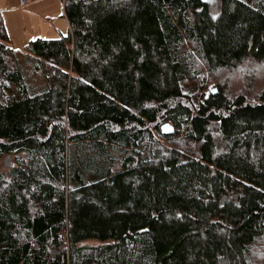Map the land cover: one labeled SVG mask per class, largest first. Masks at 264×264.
<instances>
[{
  "label": "trees",
  "instance_id": "16d2710c",
  "mask_svg": "<svg viewBox=\"0 0 264 264\" xmlns=\"http://www.w3.org/2000/svg\"><path fill=\"white\" fill-rule=\"evenodd\" d=\"M64 13L0 12V264H264V0Z\"/></svg>",
  "mask_w": 264,
  "mask_h": 264
},
{
  "label": "crops",
  "instance_id": "0c3cea01",
  "mask_svg": "<svg viewBox=\"0 0 264 264\" xmlns=\"http://www.w3.org/2000/svg\"><path fill=\"white\" fill-rule=\"evenodd\" d=\"M62 2L64 5V0H62ZM17 4L18 3H15L13 7H10L9 5L6 9L0 8V10H4L6 12L7 20H10L9 23L12 29L16 32H28V30L31 28L33 32V34L31 35V38H33L32 40H34L35 38H44L46 34L52 36V39L66 37L67 35H69L71 29L69 22L65 16L64 8L62 9L64 20H60V13L56 10V7H54L55 4L53 3V0H32V3L26 11L21 12L18 9L21 12V14H19V18L14 15V13H17ZM18 21H20L21 23H25L24 29L23 27H20ZM31 21L32 25L30 24V26L29 22L31 23ZM41 21H45L48 23L50 22L48 25H50L51 28L46 27L47 24H44ZM6 26H8L7 30L9 32L11 40V29L8 23Z\"/></svg>",
  "mask_w": 264,
  "mask_h": 264
},
{
  "label": "rangeland",
  "instance_id": "374dc122",
  "mask_svg": "<svg viewBox=\"0 0 264 264\" xmlns=\"http://www.w3.org/2000/svg\"><path fill=\"white\" fill-rule=\"evenodd\" d=\"M15 3H18V0H0V8L6 9L9 5H10V7H13V5H15ZM53 3L55 4L54 7H56V10L60 13V20H64L63 11H62V9L64 8V5H63L62 0H53ZM217 3H218V1H217ZM0 11L3 14V17H4L6 25L8 23V25H9V27L11 29V33H12L11 45L15 49H24V48H26V46L29 44V42L33 39V38H31V35L33 34L32 29L30 28L28 30V32L24 31V33L23 32L22 33L21 32H16L15 30L12 29V27H11V25L9 23L10 20H7L6 12L4 10H0ZM16 14H18V15H16ZM19 14H21V12L18 10V7H17V13H14V15L19 18ZM41 22H43L44 24H47L46 27L51 28V26L48 25L50 22L49 23L45 22V21H41ZM18 24L20 25L21 28L23 27V29H24V27H25V23L24 22L21 23L20 21H18ZM30 24L32 25V21H31V23L29 22V25ZM45 33H47V32H45ZM43 39H52V36H50L49 34H46ZM19 155H10V154L4 155L0 159V173L9 171L12 167H14L16 165V158ZM92 243H94V242H90L89 244H92Z\"/></svg>",
  "mask_w": 264,
  "mask_h": 264
},
{
  "label": "built area",
  "instance_id": "2783aa9c",
  "mask_svg": "<svg viewBox=\"0 0 264 264\" xmlns=\"http://www.w3.org/2000/svg\"><path fill=\"white\" fill-rule=\"evenodd\" d=\"M31 3H32V0H18V9L21 12L26 11Z\"/></svg>",
  "mask_w": 264,
  "mask_h": 264
}]
</instances>
